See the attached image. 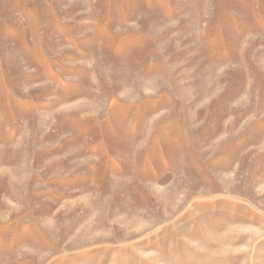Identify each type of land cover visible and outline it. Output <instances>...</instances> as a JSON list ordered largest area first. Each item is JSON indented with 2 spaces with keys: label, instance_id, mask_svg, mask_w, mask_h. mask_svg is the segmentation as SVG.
Instances as JSON below:
<instances>
[{
  "label": "rangeland",
  "instance_id": "obj_1",
  "mask_svg": "<svg viewBox=\"0 0 264 264\" xmlns=\"http://www.w3.org/2000/svg\"><path fill=\"white\" fill-rule=\"evenodd\" d=\"M0 264H264V0H0Z\"/></svg>",
  "mask_w": 264,
  "mask_h": 264
}]
</instances>
